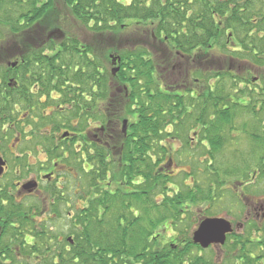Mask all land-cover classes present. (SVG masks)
I'll list each match as a JSON object with an SVG mask.
<instances>
[{
	"label": "trees",
	"instance_id": "16d2710c",
	"mask_svg": "<svg viewBox=\"0 0 264 264\" xmlns=\"http://www.w3.org/2000/svg\"><path fill=\"white\" fill-rule=\"evenodd\" d=\"M64 1L69 15L79 25L107 40L117 38L126 25L136 19L148 22L158 18L153 13L143 12L144 15L136 6L126 7L122 0ZM54 3L55 0H0V76H80L81 79L95 76V129L99 134L104 131V136H127V139L119 143L121 148L125 147L115 157H109L107 147L112 146L109 144L96 149V158L88 155L87 160L79 163L72 151L71 160L65 161L70 169L67 168L63 182L65 211L62 215L69 229L67 232L57 229L61 224L57 223L56 216L36 223L34 212L37 208L25 207L7 191L0 192V226L5 228L0 236V264H216L210 252L202 253L203 249L194 243L193 234L203 219L216 216L209 213L217 202L225 205L217 191L226 193L227 186L240 179L235 164V173L222 172L223 158L219 153L227 143L237 140L238 136L233 132L238 115L251 113L243 110V105L251 104L247 99L252 94L244 83L247 84L252 76L225 73L219 80L222 85L211 92L207 112V160L202 163L183 154L173 156L172 134L167 126L174 121L186 120L188 115L169 111L167 95L157 89L152 77L153 49L144 46L142 38L134 34L117 46H108L104 59L97 55L96 47L88 43L83 47L76 37L67 33L63 39H50L48 28L43 30L46 27L44 18ZM161 15L164 21L170 19L168 13ZM151 26L148 33L161 41L171 34L169 25L164 27V32H152ZM250 51L240 49L233 56L248 59ZM222 52L231 54L227 49ZM118 58L120 62L117 60L115 64L120 67L115 75L119 76L117 80L129 76L123 80L131 82L134 89L127 101L116 103L119 98L110 97L109 85L110 77L114 76L110 65ZM14 64L16 68L13 69ZM131 76L143 77L144 90L137 85L138 77L132 79ZM0 82V94L6 91V98L1 99L3 118L9 104V81L1 77ZM158 91H161L162 103L156 102L154 97ZM234 95L248 101L238 104L241 110L232 100ZM213 102L216 105H212ZM217 102L222 108L213 111ZM89 104V98H86L85 105L82 103L79 108L78 127L72 128L74 132L89 130L94 119ZM260 111L253 110L257 114ZM124 118L130 119V125L124 133L121 128L117 134L115 123H121ZM263 119L259 118L260 121ZM227 131L229 135L225 136ZM199 145L201 152L202 145ZM177 162L191 167V172L185 171L183 184L175 181L176 177L171 174V166H176ZM74 170L79 172V179L74 176ZM203 172L210 182L207 187L199 180L203 178ZM189 179L193 180L191 185L187 184ZM78 186L81 191L76 197L73 192ZM49 206L54 213L60 207L58 202ZM194 208L202 213L196 222L189 219ZM30 213L32 215L28 216ZM28 234L31 235L29 239ZM60 234L64 236L62 244ZM212 248H224L231 255L229 260L235 259V246L231 243Z\"/></svg>",
	"mask_w": 264,
	"mask_h": 264
},
{
	"label": "flooded vegetation",
	"instance_id": "af4514ba",
	"mask_svg": "<svg viewBox=\"0 0 264 264\" xmlns=\"http://www.w3.org/2000/svg\"><path fill=\"white\" fill-rule=\"evenodd\" d=\"M122 2L126 7L136 6L142 13L158 16L157 20L148 22L136 19L137 24L132 21L126 25V30L137 31L140 39L142 38L141 43L153 49L155 57L152 77L157 89L162 91L154 95L156 102L162 103L159 94L164 93L169 100V111L188 115L186 120L181 118L182 121H174L167 126L172 134L170 141L174 149L173 156L183 154L186 158H194L192 150L198 152L201 144V162L207 160V112L211 92L222 85L219 80L225 77V73L252 76L247 84L244 83L249 86L248 90L252 94L247 99L251 104L243 105V110L251 113L244 115L245 117L238 115L235 131L237 141L243 138L249 140L254 154L248 163L237 159L235 165L240 179L232 186H227V192L232 193L233 201L238 203V208L245 214L244 220L236 221L234 232L226 237L225 246L230 243L235 246V259L230 261L231 255L224 248L210 247L201 252H210V256L215 257L216 264H264V190H261V186L264 187V119L259 120L264 118V111H260L264 110V0ZM166 13L170 15V19L164 21L161 14ZM150 25L152 32H164V27L169 25L171 34L161 41L153 33H148ZM88 27L92 26L89 24ZM53 30L55 29L46 30L50 31L47 33L50 34V39L66 37L63 30ZM85 31L95 36L87 29ZM72 36L81 42V46L85 47L88 43L94 47L80 36ZM12 45L17 46V43L12 42ZM222 49L229 50L231 54H224ZM240 49L251 50L248 59L233 56ZM14 53L17 54L16 49ZM1 77H6L9 81L8 96L6 95L9 104L7 114L2 118L1 99L3 96L6 98L4 90V94H0V192L7 191L9 196L24 203L25 207L37 208L38 211L34 212L36 223L56 216L57 223L61 224L64 222L62 214L65 211L62 204L65 190L63 182L69 169L65 161L71 160L72 151L75 153L74 158L80 163L87 160L88 155L96 158V149L110 144L112 146L107 147L109 157H115L124 149L125 146L121 148L119 143L126 140L127 136L116 135L111 138L104 136V131L99 134L95 129V76H83L82 79L80 76H0V81ZM118 77H110L112 82L109 85L110 97L119 98L116 103L127 101L134 89L131 82L123 80V77L129 76H122L121 81L117 80ZM136 77L138 76H131L132 79ZM138 79L137 85H141V90H144L143 77ZM86 98H89V108L94 113V119L88 131L74 132L72 128L78 127L79 108L82 103L85 105ZM232 100L237 104L238 110H241V105L238 104L248 102L236 95ZM212 105L216 103L213 102ZM111 106L109 104V108ZM160 106L159 104L158 107ZM221 108L222 104L217 102L213 111ZM253 110L260 112L257 114ZM119 122L115 123L117 134L121 128L123 133L127 130L130 119L124 118ZM125 122L127 125L124 130ZM72 144L73 148L70 149ZM240 164H243V169ZM73 172L79 179V172ZM28 183H33L36 187L31 191L25 190ZM80 191L81 186H78L73 193L78 197ZM57 202L60 207L54 213V209H49V204ZM31 215L30 213L28 216ZM4 230L0 226V236ZM62 235H59L60 244L64 241ZM29 236L31 235H27L28 239Z\"/></svg>",
	"mask_w": 264,
	"mask_h": 264
},
{
	"label": "rangeland",
	"instance_id": "374dc122",
	"mask_svg": "<svg viewBox=\"0 0 264 264\" xmlns=\"http://www.w3.org/2000/svg\"><path fill=\"white\" fill-rule=\"evenodd\" d=\"M54 6H52V9L48 12V15L45 16L44 18V22L46 27L50 30L52 29H60L63 30L64 32H66L67 34L70 35H76V36H80L82 39L87 40L88 42L92 43L94 45V48L96 47L97 51L99 52V56H104L105 59V55L104 53L106 52V49L108 50V46H117V44H119L120 42L124 41V39H128V37H131L132 35L136 34L139 38V34L137 31H135L134 29H128V30H123V32H120V34L117 35V38H115L114 40L112 39H106L105 37H100V36H92L89 35L85 29L79 25V23L71 17V15H69V11L68 8L66 6V3L64 0H55V3L53 4ZM109 53H106V56L109 57L108 55ZM114 63H112L110 66L111 69H116V65H113ZM119 66V65H118ZM227 134L229 135L228 131L225 134V136H227ZM233 135H236V131L233 132ZM180 144H177V146ZM195 155H192L194 157V159L197 160H202L201 157V153L200 152H196L194 153ZM220 156L223 158L222 160V166H224L222 168V172L225 173H235V169H233L235 162L237 161V159L239 160H243V161H248L250 159L253 158V154L254 151L252 150V145L249 142V140L247 138H243L240 141H231L229 143H227V145L224 146V148L221 150V153H219ZM223 155V156H222ZM242 156V159L240 158ZM241 162V161H240ZM247 162V163H248ZM242 163V162H241ZM229 164V165H228ZM242 169H243V164H240ZM248 165V164H247ZM228 166V167H226ZM191 172V167H189L188 165H183L181 162H177L176 166H171V174L174 175L175 181L178 180L179 183L183 184L184 183V176L186 174V172ZM203 178H200L199 180L202 182V186L207 187L208 184L210 183L207 178V175H205V172ZM226 177V175L221 174V177ZM197 179V177H196ZM186 181V180H185ZM192 179L187 180V184L191 185L192 184ZM232 184V182H230ZM261 190H264V187L261 186ZM217 193L219 194L218 198L220 199V197H223V202H225V205L222 204V202H217V205L214 206V208L211 210L210 209V213L209 214H213L216 215L215 217H222L227 219L228 221L233 222L234 226H236V221L241 220L243 221L245 218V214L242 211V209L238 208V203L234 200L233 201V195L232 193L226 192L224 194L219 193V191H217ZM191 218L190 221L196 222L199 219H201L202 217V213L201 210L194 208L193 210H191ZM242 214V215H241ZM188 217V216H187ZM199 219H198V218ZM197 218V219H196ZM240 218V219H238ZM196 220V221H195ZM200 224V223H199ZM199 224H197L195 227L198 228ZM194 225V224H193ZM236 228V227H235ZM57 229L60 231H66L69 230L66 227V221L64 220V222H61V225H59V227L57 226ZM193 230V229H192ZM59 232V231H58ZM230 264V262H229Z\"/></svg>",
	"mask_w": 264,
	"mask_h": 264
},
{
	"label": "water",
	"instance_id": "95a60500",
	"mask_svg": "<svg viewBox=\"0 0 264 264\" xmlns=\"http://www.w3.org/2000/svg\"><path fill=\"white\" fill-rule=\"evenodd\" d=\"M120 59H114V64ZM15 66V64L13 65ZM120 68L113 69L112 73L115 76L119 73ZM126 129L127 122L124 123ZM36 187L33 183H28L24 189L31 191ZM232 223L225 218H205L203 219L198 228H196L193 234V241L199 245L202 249H208L211 246H221L226 242L228 234L234 232Z\"/></svg>",
	"mask_w": 264,
	"mask_h": 264
}]
</instances>
